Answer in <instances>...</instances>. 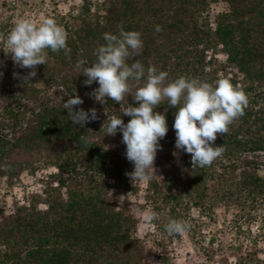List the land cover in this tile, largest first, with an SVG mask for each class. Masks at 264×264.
I'll list each match as a JSON object with an SVG mask.
<instances>
[{
  "label": "trees",
  "instance_id": "1",
  "mask_svg": "<svg viewBox=\"0 0 264 264\" xmlns=\"http://www.w3.org/2000/svg\"><path fill=\"white\" fill-rule=\"evenodd\" d=\"M214 3L225 8L210 18ZM76 11L70 26L56 21L67 33V49L49 50L35 77L25 78L30 70L21 69L18 87L0 88V180L11 185L22 173L53 169L40 194L8 214L0 210V264H145L135 219L109 194L129 188L125 173L133 164L122 133L105 136L104 129L113 116L125 124L131 117L123 115L125 103L102 105L90 97L99 85L86 86L77 66L81 60L93 64L95 49L106 43L103 34L119 35L121 26L141 34L134 59L143 64L145 79L150 66L168 73L166 84L181 76L213 86L228 79L249 100L229 132L217 135L213 146H223V155L203 168H192L190 154L175 148L176 109L167 100L154 109L168 126L154 167L175 153L184 169L169 168L161 181L145 183V201L159 216L154 231L172 239L178 235L165 231L167 222L188 221L187 233L198 243L197 221L210 219L219 206L234 210L237 233L240 224L264 220V0H81ZM157 25L162 31H155ZM74 91L83 100L79 108L97 113L84 127L73 125L63 108ZM126 100L138 106L131 95ZM237 255L236 264H264L254 245Z\"/></svg>",
  "mask_w": 264,
  "mask_h": 264
},
{
  "label": "clouds",
  "instance_id": "2",
  "mask_svg": "<svg viewBox=\"0 0 264 264\" xmlns=\"http://www.w3.org/2000/svg\"><path fill=\"white\" fill-rule=\"evenodd\" d=\"M155 31H162L161 26H155ZM140 37L139 32L125 31L122 26L119 35L104 33L106 43L95 49L96 61L88 65L81 60L77 65L87 78L86 86L98 83L99 86L88 93L96 102L103 105L111 100L126 105L123 115L131 119L125 124L121 116H113L104 129L105 136H115L118 131L122 133L126 159L133 164V171L125 173L126 176L132 183H149L155 175L154 162L157 151L161 150L159 141L166 136L168 126L166 116L154 109L165 100L176 109L172 125L175 148L190 154L192 168L211 166L225 151L221 145L213 146L217 135H226L233 121L244 115L249 103L246 93L228 79H218L213 86L181 76L166 84L168 73L157 71L154 66L147 68L145 79L143 64L134 59L140 55L143 46ZM5 43L6 47L2 49L5 55L10 54L19 68L29 69L25 78L31 79L37 75L36 67L47 63L49 50L59 53L67 49V33L53 18H46L39 24L23 19L13 26ZM129 58L134 60L131 65L127 63ZM130 81L136 84L134 94ZM129 95L138 106L127 103ZM81 104L83 100L74 91L63 103V108L73 125L84 127L98 117L94 108L85 111L79 108ZM158 218L151 210L143 216L146 224ZM189 228L188 221L175 219L165 225L169 235L185 234Z\"/></svg>",
  "mask_w": 264,
  "mask_h": 264
},
{
  "label": "rangeland",
  "instance_id": "3",
  "mask_svg": "<svg viewBox=\"0 0 264 264\" xmlns=\"http://www.w3.org/2000/svg\"><path fill=\"white\" fill-rule=\"evenodd\" d=\"M80 1L18 0L12 9L0 6V88H16L20 85L15 80L14 73L21 71V68L14 65L11 55L6 56L2 50L6 47L5 41L13 26L23 19L39 24L46 18H53L60 25L68 22L70 26ZM95 1L100 3L102 0ZM224 8L222 3L211 4L210 18ZM217 57L222 59L221 55ZM154 168L153 178L156 181H161L163 171L169 168H174L181 174L184 172L178 156L174 153L170 160L162 159ZM52 172L53 169L49 168L33 175L22 173L11 185L0 180V210L8 214L13 207L24 204L29 196L40 194L46 176ZM145 185L143 182L129 181V188H116L109 192L117 207L128 210L135 219L134 236L144 243L145 264H236L237 254H245L253 245L256 256L264 257V220L258 218L250 223L240 224L242 229L237 233L233 219L234 210L231 207L214 208L210 219L200 218L197 221L195 233L200 231L201 234L196 241L198 243L187 232L172 239L166 233L155 232L152 223L146 224L143 220L144 213L151 210L144 198ZM196 238L198 236L194 237ZM157 254L164 256V263L158 261Z\"/></svg>",
  "mask_w": 264,
  "mask_h": 264
},
{
  "label": "built area",
  "instance_id": "4",
  "mask_svg": "<svg viewBox=\"0 0 264 264\" xmlns=\"http://www.w3.org/2000/svg\"><path fill=\"white\" fill-rule=\"evenodd\" d=\"M18 3V0H0V6H4L6 8L12 9Z\"/></svg>",
  "mask_w": 264,
  "mask_h": 264
}]
</instances>
